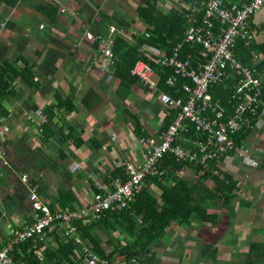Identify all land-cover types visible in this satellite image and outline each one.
Instances as JSON below:
<instances>
[{
  "label": "crops",
  "instance_id": "obj_1",
  "mask_svg": "<svg viewBox=\"0 0 264 264\" xmlns=\"http://www.w3.org/2000/svg\"><path fill=\"white\" fill-rule=\"evenodd\" d=\"M45 1L58 7L59 16L52 24L22 0L14 7L0 3V59L22 54L34 65L36 83L35 89L16 83L17 95L4 102L8 116L1 118L0 150L8 165L3 166L0 159V248L15 230L33 222L27 199L31 186L52 210L58 209L59 194L70 191L67 202L74 200L76 210L90 200L93 187L114 188L117 180L109 179L114 168L144 160L145 152L133 134L134 123L127 111L140 118L149 136L159 134L165 125V108L139 85L133 86L125 99L117 96L110 61L85 36L100 27L98 21L88 18L79 31L75 25H67L69 15L76 11L82 19L87 18V0ZM103 1L95 3V8L124 14L110 3L106 6L109 11H104ZM178 5L174 0L160 3L163 9ZM251 24L257 30L255 43L264 45V7ZM261 79L264 87V73ZM88 89L95 91L99 100L92 110L81 103ZM56 93L70 97L76 109L54 111V135L47 141L40 129L43 110L56 103ZM261 107L243 142L256 164L237 153L220 162L238 181V196L230 207L209 209L218 215L215 225L198 218L188 226L172 224L165 237L154 244L151 264H248L245 254L251 243L264 242V100ZM23 173L28 174L26 183L21 179ZM180 175L193 177L188 169ZM48 245L54 247L55 243L49 239Z\"/></svg>",
  "mask_w": 264,
  "mask_h": 264
},
{
  "label": "trees",
  "instance_id": "obj_2",
  "mask_svg": "<svg viewBox=\"0 0 264 264\" xmlns=\"http://www.w3.org/2000/svg\"><path fill=\"white\" fill-rule=\"evenodd\" d=\"M161 1L139 0V3L134 6L133 16L117 12L110 14L97 12L100 27L94 29V33L92 32L94 35H105L110 25L117 27L127 35L115 34L110 46L113 62L110 67L111 75L117 81L116 94L122 99L127 97L133 86L139 85L138 80L131 74V70L140 60L149 63L156 72L158 90L155 96L160 92H167L175 99L185 100L187 97L182 87L186 83L191 84V82L179 78L175 87L169 86L167 80L174 76V67L160 66L149 60L148 56L155 57L150 54V51L149 53L143 52L142 49L144 47L155 49L168 58L174 57L177 50L181 59H187L190 56L192 64L197 63L200 59L201 46L184 42V33L188 25L186 14L194 0H174L179 5L166 9L160 7ZM18 2L19 0H0V3L7 7H14ZM22 2L31 6L51 24L59 16L58 7L54 3L45 0H22ZM135 22L142 25L144 33L133 31L132 25ZM97 45L98 41L94 40L93 47L96 50ZM179 45H181L180 48H178ZM255 56L258 57V62H255ZM235 57L245 66L255 65L259 75L264 73V45L254 43L247 46L243 39H239L235 48ZM33 68V63L22 54H18L11 60L0 59V119L8 116L4 102L7 98L17 95L16 83H22L29 89L36 88ZM236 81L237 77L233 74L224 83L214 85L209 90L212 96V106L226 112L225 120L234 113L232 97L235 93ZM263 90L260 96L261 101L264 100ZM143 91L147 92L145 89ZM55 101V104H49L43 110L44 120L40 127L43 140L48 141L54 135L51 122L54 120L55 110L63 109L66 112H73L76 109L70 97L62 98L60 94L56 93ZM98 102L97 95L92 89H88L81 98L82 105L88 110H92ZM261 109L260 105V113ZM164 110L165 125L161 131L166 130L180 111V109L166 108ZM127 113L134 123V136L138 139L151 137L140 122V118L129 111ZM256 120V117H251L250 124L244 126L234 136L237 147L243 145ZM186 128L187 133L183 131L179 139L176 140V144H185L183 146L190 147V143H185V138L205 139L203 134L195 130L191 122H186ZM223 158L194 164L187 160L178 161L171 154L163 156L159 164V173L148 176L144 180L142 190L127 208L108 210L102 214L99 220L90 225H77L82 244L111 261L135 257L142 264H151L154 259V244L165 237L172 224L188 226L194 218H198L203 223L215 225L218 215L210 213L209 209L218 206L230 207L239 192L238 181L235 177L220 167ZM185 169L193 173L191 179L180 175ZM127 178L129 177H127L125 165L117 166L109 173V179L112 182L117 180L124 183ZM109 183L110 180L107 185ZM109 189H113L112 186ZM103 190L93 187V193H103ZM71 196L70 191L59 194L56 198L59 210L73 211L75 209L74 200L70 203L67 202ZM58 229V226L51 231L45 228V236L38 238L36 242H33L32 238H28L17 244L12 251L14 259L23 260L26 264H78L75 259L81 245L73 242L72 239H61ZM49 239L55 243L54 247L48 245ZM245 257L248 264L256 262L264 264V242L251 243Z\"/></svg>",
  "mask_w": 264,
  "mask_h": 264
},
{
  "label": "built area",
  "instance_id": "obj_3",
  "mask_svg": "<svg viewBox=\"0 0 264 264\" xmlns=\"http://www.w3.org/2000/svg\"><path fill=\"white\" fill-rule=\"evenodd\" d=\"M263 7L264 0H194L186 14L188 25L184 33V42L201 46L200 59L195 64H192L190 56L181 59L177 50L174 57L168 58L155 49L144 47L143 52L150 51L155 57L148 56L149 60L160 66L174 67V76L167 80L169 86L175 87L179 78L191 82L182 87L187 94L185 100L175 99L167 92H160L156 96L164 108L180 109L179 113L166 130L155 136L139 139L145 158L138 164L125 165L129 178L124 183L116 181L111 190L99 188L104 192L92 193L90 200L79 209L51 211L42 201L35 186H31L27 199L33 211V222L15 230L0 248V264H26L23 260L14 259L12 253L14 247L28 238L36 242L38 238L45 236V228L51 231L57 226L61 239H72L81 245L75 259L78 264H142L135 257L111 261L98 255L82 244L77 225H90L108 210L127 208L142 190L144 180L159 173L160 160L167 154L173 155L178 161L187 160L196 164L237 153L245 161L255 165L249 149L244 145L237 147L234 136L244 126L250 124L251 117H259L262 102L260 96L264 87L255 65L245 66L236 60L235 48L239 39H243L247 46L255 43L257 30L251 24V20ZM143 31V28L136 30L140 33H144ZM117 33L123 32L110 25L105 35L87 32L85 36L92 41H98V51L112 64L110 46L113 36ZM180 47L181 45L178 46ZM255 62H258L256 56ZM131 74L138 80L139 86L147 91L146 93L155 95L158 90V79L149 63L144 60L137 61ZM233 74L237 77L232 97L234 113L225 120L226 112L212 106L209 90L214 85L224 83ZM187 121L194 125L198 133L205 136L203 140L185 138V143H190V147L176 144L181 133L183 131L187 133ZM0 159L3 166L8 165L3 150H0ZM21 179L24 183L28 182V174L23 173Z\"/></svg>",
  "mask_w": 264,
  "mask_h": 264
},
{
  "label": "rangeland",
  "instance_id": "obj_4",
  "mask_svg": "<svg viewBox=\"0 0 264 264\" xmlns=\"http://www.w3.org/2000/svg\"><path fill=\"white\" fill-rule=\"evenodd\" d=\"M96 0H87L86 2H87V6H86V17L87 18H84V19H82L79 15H78V13H76L77 11L76 10H74V9H72V11L74 12V11H76V12H74L75 14H70L69 15V22H68V24L67 25H75V28L79 31V29H80V27H81V25H83V23L85 24L86 23V20L88 19V18H93V19H95V20H97L98 22V24H99V21L100 20H98V15H97V12L98 11H100L101 9H99V8H95V3L97 4L98 3V1L99 0H97V2H95ZM100 1H102V0H100ZM111 1V2H110ZM130 2V3H129ZM109 3L111 4V6L112 7H114V6H117V9H123V12H124V14H128V15H130V16H133L134 15V13H133V9H134V6L136 5V4H138L139 3V0H107L106 2H105V0L103 1V7H102V9H104V11H106L107 10V12L109 11L108 9L109 8H107L106 6L107 5H109ZM24 4V3H23ZM25 5V4H24ZM100 5V4H99ZM73 7L75 8V9H77L76 7H75V5H73ZM122 11V10H121ZM105 13V12H104ZM108 13H110V11L108 12ZM83 21V22H82ZM22 25H28V24H22ZM142 26L141 25H139V23L138 22H135L134 23V25H132V29H133V31H136L137 29L138 30H141L142 28H141ZM81 30V29H80ZM123 34L125 35V36H127L124 32H123ZM157 102V101H156ZM160 104V103H159Z\"/></svg>",
  "mask_w": 264,
  "mask_h": 264
}]
</instances>
